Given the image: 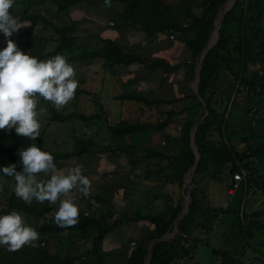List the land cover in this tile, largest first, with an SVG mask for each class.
I'll return each mask as SVG.
<instances>
[{"label": "trees", "instance_id": "1", "mask_svg": "<svg viewBox=\"0 0 264 264\" xmlns=\"http://www.w3.org/2000/svg\"><path fill=\"white\" fill-rule=\"evenodd\" d=\"M79 1L81 0H16L11 12L14 16H19L27 27L14 32L10 39L17 45L18 39L14 36L20 37L24 33L23 39L29 48L23 52L38 60L66 52L65 57L70 64L100 59L102 65L114 73H118L116 67L120 64L139 63L147 69L159 68L162 71L175 66V63H168L165 60L146 58L138 49L134 51L120 47L111 38L99 37L101 44L98 46L74 51L75 35L72 33L74 25L71 20L63 18L60 23L53 22L39 7H47V4L52 3L57 12H60ZM193 1L175 0L171 3L165 0H111V6L108 8L112 12L110 17L113 20V27L122 29L129 24L146 37L182 34L184 49L190 55V59L182 60V63L185 66V75L189 77L194 73V64L200 58L205 41L213 29L214 19L219 15V6L223 2V0H199L198 5H194ZM99 2L105 5L104 0ZM230 4L223 6L221 10L223 11ZM217 20L218 18L215 25ZM213 32L214 30L208 43ZM50 42L53 43L52 48L44 50L43 45ZM71 50L73 51L69 53ZM255 63L260 64V68L249 72L248 65ZM221 72L226 77L222 78ZM187 89L189 96L195 99L193 104L186 105L176 112L168 109L162 119L155 120H149L150 115H157L155 105L158 102H171L175 97L150 98L134 90L122 91L117 95L118 97L137 103L135 114L131 119H121L114 124H107L112 136L105 144L104 151L108 150L110 144L111 151L124 155L131 165L139 157L153 159L154 167L147 169L142 175L143 178L149 177L163 184H176L180 187L183 173L192 165L195 158L190 145V130L196 123L194 145L198 157L192 171L194 176L202 174L210 179L220 180L221 174L227 172L230 181L226 186L231 187L234 182L232 173L244 170L243 176L224 204L201 205L197 197L196 181L192 178L194 185L189 188L183 186L182 194L177 195L173 200L165 199L157 213H141L139 210H134L131 215L123 214L109 221L108 218L113 214L109 210L110 202L107 207L89 208L88 204V212L80 211L79 221L74 227L61 228L54 222L59 201L55 204H49L47 201L39 204L34 199L32 204L28 205L15 196L13 185L5 188L0 207L1 215L8 214L12 210L33 215L36 218L35 222L28 224L34 227L40 236L37 241L25 245L16 252H9L5 246H0V264H70L75 260L80 264H102L100 242L104 234L123 220L128 222L138 219L146 220L152 226V231L140 236L137 234L125 236L123 242L126 243V252L123 253L124 255L118 254L117 257H123L121 259L123 262L120 264H144L151 240L171 230L183 204V193L188 194V199L186 208L176 221L177 231L168 239L154 241L148 264H181L182 258L193 253L198 243L209 246L210 253L214 257L213 264H264V247H260L264 245L262 216L264 214V0H234L223 12L217 37L206 48L201 60L196 84L197 95L188 87ZM225 90L227 92H224ZM178 91H183V87L178 88ZM41 99L39 98L40 101ZM49 109L50 119L54 121L81 117L88 123L92 118H101L98 112L82 115L83 113L74 110L62 112L54 109L53 106ZM204 110L206 113L200 119ZM181 112L184 114L180 119L172 117L175 113ZM171 122L179 123V130L175 136L163 133L162 143H159L163 144L164 150L158 146L159 144L150 146L148 135L138 140L130 141L127 138L130 133L143 131H149L150 134L159 133ZM173 139H175L174 144ZM94 145L90 137L73 136L72 145L68 150L52 151L44 148L41 150L50 152L56 167L59 168L58 159L89 152ZM18 152L19 148L13 143L11 134L7 131L0 132V155L6 156L9 165L16 164L17 171H21ZM189 178L190 174L187 180ZM104 189L109 188L105 185ZM241 190L243 196L239 205ZM248 192L255 198L262 197L261 206L248 208L252 203V200L247 198ZM102 193L91 194L90 197L97 202L107 203ZM215 221L218 225L223 222L225 227L229 228L235 224L236 244L231 231L228 238H224L225 234L221 232L220 238H224L226 244L219 243L216 246L207 240L203 241L198 235H193L196 225L211 232L215 227ZM65 230H74L78 236L75 240L79 242L75 245L74 253H61L60 249L51 251L45 244L46 241L50 238H59ZM133 238L135 239L133 244H129ZM249 251L256 254H248Z\"/></svg>", "mask_w": 264, "mask_h": 264}, {"label": "rangeland", "instance_id": "2", "mask_svg": "<svg viewBox=\"0 0 264 264\" xmlns=\"http://www.w3.org/2000/svg\"><path fill=\"white\" fill-rule=\"evenodd\" d=\"M165 1L172 3L175 0ZM198 2L199 0H194L193 4L198 5ZM31 9L34 11L33 7ZM39 9L44 14H47L53 22L57 21L60 23L63 18L71 20L74 25L72 33L75 35L74 51H78L81 48L85 49L98 46L101 44L98 39L99 37L111 38L120 47L134 51L138 49L139 53L146 56V58L165 60L168 63H175V66L166 71H162L159 68L147 69L139 63L120 64L116 67L118 73H114L111 69L105 68L100 59L72 63L71 65L75 69V78L79 82L78 92H75L74 99L60 108L59 111L74 110L77 113H83L82 115L98 112L101 118H92V121L88 123L81 117H72L65 121H54L50 119L51 111L49 108L52 106L56 110L57 108L43 98L40 101L38 97L37 110L42 106L47 108V112L40 118L42 127L40 129V137L36 141L17 136L14 129H0V132L7 131L10 133L13 143L17 144L19 150L28 147L32 143H37L39 147L45 150H68L72 145L73 136L90 137L95 143L91 151L82 152L78 155H70L66 159L57 160L59 164L58 170H66L75 167L77 164H81L83 166L82 174L91 182V194H100L103 192L102 195L107 200V203L104 201L97 202L90 197L91 194L89 197L84 198L73 190L71 194L78 197L76 203L83 213L88 212V204L90 206L89 208L97 206L107 207L108 202L111 204L109 210L113 213L112 217L108 218L109 221L116 217H121L123 214L131 215L134 210H139L141 213H157L161 209L165 199L173 200L177 195L182 194V184L186 188L193 186L194 182H192V178L196 181L198 188L197 197L201 205L208 203L212 205L224 204L234 191V189L229 191V186H226L230 181V175L227 172L221 174L220 180L210 179L208 176L202 174L195 176L192 174L189 180L186 181L183 179L179 187L176 184H163L149 177L143 178L142 175L146 170L154 167L153 159L139 157L131 165L124 155L116 151H111L110 144L108 145V150L104 151L105 144L109 142L112 136L107 128V124H114L121 119H131L135 114L137 103L131 102L132 100L126 98L121 99L118 97L117 95L122 91L134 90L150 98L172 99L175 97L171 102H158L155 105L157 115L148 116L149 120L162 119L166 110L171 109L176 112L178 109L194 103L195 99L189 96V90L187 89L188 87L193 92V75L186 77L185 66L182 63V60L188 61L190 59L189 52L183 46V35L172 34V36L168 35L166 37L165 35L159 34L157 36L146 37L139 30L130 27L129 24L122 29L113 27L108 23L111 20L110 16L112 12L108 7L101 4L99 0H81L69 6L67 10H61L60 12H57L52 3L47 4V7L41 6ZM23 37L24 33L20 37L17 35L14 36L15 39H18L17 46L22 51L28 50L29 48ZM6 43V38L0 32V50L6 47ZM52 44L50 42L46 43L45 46L43 45L44 50L51 49ZM72 51H69V53ZM66 54L64 52L62 55L65 56ZM52 57L54 55L46 56L42 60H47ZM197 62H195V66ZM259 68L260 64L258 63L248 65L249 72L258 70ZM220 76L222 78L226 77L222 72ZM181 86L183 87V91H178V88ZM224 92L227 91L225 90ZM183 114L184 112L175 113L172 117L180 119ZM178 124L177 122H171L163 131L159 132L160 134L158 132L150 134L149 131H143L141 133H130L127 138L131 141L148 135L150 138L148 142L150 146H157L159 144L158 146L164 150L163 144L159 143H162L163 133L175 136L179 130ZM173 141L174 144L175 139ZM5 166H9V159L6 156L0 155V185H3V191H0V207L2 206L5 188L15 186L16 183L13 177H5L3 175L2 167ZM38 178L46 180L50 177L44 173H40ZM105 185L109 189H104ZM242 196L243 190L240 191L239 205L242 201ZM247 198L252 200V203L249 204V209L261 206L260 201L262 197L255 198L250 196L248 192ZM20 213L27 222H35L36 218L33 215ZM262 216L264 218V214ZM214 226V229L208 232L201 226L196 225L193 230V235H198L200 238H203V241L207 240L210 244L216 246L219 243L225 245L226 241L224 238H228L229 232L231 231L233 241L235 244L237 243V227L235 224L229 228L225 227L223 222L218 225V222L215 221ZM151 231L152 226L144 219L128 222L123 220L119 224L112 226L104 234L100 242L103 255L102 264H120L123 262L121 260L123 257L117 256L118 254H125L126 252V243L123 242L125 236L133 234L140 236ZM169 231L165 235L166 239L170 238L177 231V227H174V232L170 235H168ZM221 232H224V238H220ZM77 237L74 230H65L59 238H50L45 244H47L51 251L60 249L61 253H74L75 245L79 242L75 240ZM134 240L133 238V240L129 241V244H133ZM260 247L263 248L264 245ZM194 249L193 253L182 258L181 264H213L212 260L214 257L210 253L208 245L198 243ZM248 254L253 253L249 251ZM254 254L256 253L254 252ZM70 264L80 263L75 260Z\"/></svg>", "mask_w": 264, "mask_h": 264}, {"label": "clouds", "instance_id": "3", "mask_svg": "<svg viewBox=\"0 0 264 264\" xmlns=\"http://www.w3.org/2000/svg\"><path fill=\"white\" fill-rule=\"evenodd\" d=\"M16 0H0V32L6 38V47L0 50V129H14L20 137L36 141L40 137V118L47 108L38 106V97L51 102L57 110L74 99L79 82L74 67L65 56L57 54L47 60L25 54L10 39L14 32L27 25L11 12ZM111 6V0H104ZM22 170L17 165L2 167L5 177L15 180L14 193L24 203L31 205L45 201L59 208L54 222L58 227H74L79 221L80 209L75 190L84 198L91 194V182L82 174L83 166L77 164L66 170H58L50 152L41 150L37 143L21 148L17 153ZM44 173L50 178L39 179ZM239 179V177H237ZM3 191V185H0ZM40 233L28 224L20 212L10 211L0 215V246L9 252L21 250L39 239Z\"/></svg>", "mask_w": 264, "mask_h": 264}, {"label": "water", "instance_id": "4", "mask_svg": "<svg viewBox=\"0 0 264 264\" xmlns=\"http://www.w3.org/2000/svg\"><path fill=\"white\" fill-rule=\"evenodd\" d=\"M224 2H225V0H223V2L220 4V6H221ZM233 2H234V0L232 1V3H233ZM232 3H231V4H232ZM231 4H230L227 8H229V7L231 6ZM220 6H219V8H220ZM227 8H225V9H224L219 15H217V17L214 19V26H213V29L210 31L209 36L207 37V39H206V41H205V45H204V47H203V49H202V51H201L200 58H199V60H198V62H197V66H196V68L194 69V73H193L192 79L194 80V89H193V93H194L195 95H197L196 84H197L198 73H199V68H200V64H201L202 57H203V55H204V52H205L206 48H207L208 46H210V45L215 41V39H216V37H217V29H218V26H219L220 21H221V19H222L223 12H224ZM217 18H218V24H217V26H216V25H215V21H216ZM214 29H215L214 39L212 40L211 43H208V40H209V38H210V35H211V33H212V31H213ZM199 99H200V98H199ZM205 113H206V110H204L203 115L200 117V119H202V117L204 116ZM195 128H196V123H194V124L192 125V128H191V130H190V145H191V147H192V149H193V151H194L195 158H194V161H193L192 165L187 169V171H185V172L183 173L182 180L184 179V177H185V175H186L187 173H189L190 176L192 175V171H193V168H194V166H195L196 159H197V157H198V153H197L196 148H195V145H194V132H195ZM183 186H184V185L182 184V187H183ZM187 199H188V194H184V193H183V204H182V207H181L179 213L177 214V216H176V218H175V220H174V222H173V225H172L173 227H172L171 230L169 231L170 234H172V233L174 232V227H177V226H176V221H177V219L179 218V216L181 215V213L184 211V209L186 208V205H187ZM166 233H168V231L164 232L160 237H158V238H154V239L151 240V242H150V244H149V246H148L147 253H146V255H148V256L144 258V264H148L149 257H150V251H151V249H152V246H153L154 241H155L156 239H166V238H165Z\"/></svg>", "mask_w": 264, "mask_h": 264}, {"label": "built area", "instance_id": "5", "mask_svg": "<svg viewBox=\"0 0 264 264\" xmlns=\"http://www.w3.org/2000/svg\"><path fill=\"white\" fill-rule=\"evenodd\" d=\"M108 23L110 25H112L113 24V20H109ZM169 35L172 36V34H169ZM196 66H197V64H196ZM196 66H195V68H196ZM243 174H244V170L243 169H241L240 171H234L232 173V177L234 179V182H233V185L231 187H229V189H228L229 191H231L235 187L236 183L243 176ZM237 177H239V179H237Z\"/></svg>", "mask_w": 264, "mask_h": 264}, {"label": "bare ground", "instance_id": "6", "mask_svg": "<svg viewBox=\"0 0 264 264\" xmlns=\"http://www.w3.org/2000/svg\"><path fill=\"white\" fill-rule=\"evenodd\" d=\"M232 1H233V0H227L225 3H223V4L221 5L220 9H219V14L222 12L221 8H222L223 6H225V5H227V4H230ZM217 24H218V20H217L216 26H217ZM214 35H215V29H214V32H213V34H212V36H211V41H210L209 43H211L212 40L214 39ZM188 175H189V173H187V174L185 175V177H184V179H185L186 181H187V176H188Z\"/></svg>", "mask_w": 264, "mask_h": 264}]
</instances>
